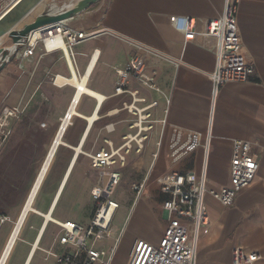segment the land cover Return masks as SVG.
Here are the masks:
<instances>
[{"label":"crops","instance_id":"0c3cea01","mask_svg":"<svg viewBox=\"0 0 264 264\" xmlns=\"http://www.w3.org/2000/svg\"><path fill=\"white\" fill-rule=\"evenodd\" d=\"M43 4L31 15L42 11ZM223 7L224 0H99L60 23L86 32L84 39L71 46L73 59L68 48L69 56L80 77L97 55L87 86L104 98L99 103L90 95H82L78 111L96 117L88 123L74 116L65 129L49 165L56 177L46 186L50 189L44 188L35 197L33 210L25 216L30 217L25 232L19 234L23 220L14 240L21 246L14 253L15 264H63L58 256L74 247L65 248L67 244L60 243L62 229L57 223L85 225L95 206L91 189L100 179L89 154L122 145L126 135L137 133V121L147 127L137 138H145L141 145L133 140L125 152L121 181L114 192L118 207L109 231L92 241L109 257V264H137L143 243L159 244L167 220L173 216L161 208L166 194L159 176L204 170L207 187L227 185L231 143L236 138L252 144L259 167L250 185L230 205L223 206L205 195L209 222L198 237L195 264H228L234 247L257 251L260 264H264V0H240L237 12L246 56L256 69L254 81L227 82L214 100L210 72L215 63V39L197 36L186 40L170 21L173 15L188 16L201 30L206 21L222 14ZM15 40L16 45L18 38ZM42 45L55 74L33 71V54L22 53L27 45L16 53L7 49L6 65L0 71V108L17 110L21 97L28 94V107L34 108L31 117L46 121L9 125L11 129L0 147V182L4 184L6 174L23 171L30 165L29 159L42 158V163L54 138L53 123L61 122L72 102L74 87L54 82L56 76L71 77L64 51ZM133 55L144 58L145 72L152 82L130 79L127 91L115 93L116 68L125 67ZM2 59L0 56V62ZM130 104L136 107L130 109ZM107 117H111L109 122H103ZM77 119L83 123H75ZM31 135L46 137H39L38 155L33 154L31 145H22ZM10 139L8 151H12L1 154ZM136 183L143 185L141 192L133 190ZM3 186L0 196L6 190ZM120 187L124 193L121 198L116 197ZM120 208L123 212L113 224ZM19 210L11 206L7 219L0 220V257ZM46 214L51 217L47 219ZM48 224L58 228L56 235L46 233Z\"/></svg>","mask_w":264,"mask_h":264},{"label":"built area","instance_id":"2783aa9c","mask_svg":"<svg viewBox=\"0 0 264 264\" xmlns=\"http://www.w3.org/2000/svg\"><path fill=\"white\" fill-rule=\"evenodd\" d=\"M240 0H224L222 14L206 21L201 30H197L194 21L188 16L173 15L170 21L184 34L186 40H193L197 36L213 37L215 39L214 68L210 72L212 100L217 97L220 88L227 82L254 81L256 71L252 62L247 59L237 24V12ZM50 28L44 32L45 36ZM61 34L69 50L87 34L83 30L71 29L58 24L51 28ZM28 33L18 38L13 52H18L21 46L24 56H31L35 46L30 44ZM54 50V49H53ZM70 55H73L70 50ZM130 79L151 83L152 78L145 72L144 58L133 55L125 67L116 68L115 93L127 91ZM132 105V104H130ZM129 105V108L132 107ZM3 111L13 115L16 109L5 106ZM138 132L147 129L138 124ZM144 135L137 139L124 138L119 147L100 149L89 154L90 161L99 175L100 182L91 189L95 201L93 213L89 222L81 225L74 221H63L57 224L62 229L60 243L74 247L73 251H66L58 256V262L63 264H109V257L104 251L92 244L94 239L102 238L110 228V224L118 202L114 192L121 181L120 167L125 163V152L134 140L141 145ZM259 167L258 154L252 144L245 139H233L229 160V183L227 185L210 188L205 184V171L199 174L189 171L178 173L167 172L158 177L161 190L166 197L161 201V208L173 214L169 217L163 236L158 245L143 243L142 254L137 264H195L196 245L202 229L209 222V215L205 203V195L209 194L223 206L230 205L237 194L248 187L254 179ZM143 185L136 183L133 190L141 192ZM6 216H0L4 220ZM257 251H244L234 247L231 262L228 264H260Z\"/></svg>","mask_w":264,"mask_h":264},{"label":"rangeland","instance_id":"374dc122","mask_svg":"<svg viewBox=\"0 0 264 264\" xmlns=\"http://www.w3.org/2000/svg\"><path fill=\"white\" fill-rule=\"evenodd\" d=\"M14 1L15 0H0V15ZM62 1H66V0H62ZM42 3H44L43 4L44 7L42 8V9H44V11L42 12V15H44L45 13H47V8L50 6L51 1L44 0ZM45 30L46 29L42 30V32H44ZM48 54L49 53L46 52V50L43 48L41 41H38L36 46H35L34 53L32 55L33 61H34V63H33L34 70L33 71H36L38 74L39 73H47V72L51 73V74H55L56 71L54 69H52V65H50L51 60H50V58H48ZM0 56H1V54H0ZM54 82H55V79H54ZM29 100H30V96L28 94L23 95L21 97V101L17 105V110L15 112H13V115H7V113L3 111V108L2 107L0 108V147L2 145L3 140L5 139V136L8 135V131L11 129L9 126L11 123H46V121L42 118H35L34 119L31 117V115L33 114L32 112L34 111V108H33V110L29 109V107H28ZM131 109H133V108H131ZM110 118L111 117L104 118L102 121L103 122H109ZM75 123H83V122L78 121V119H77V120H75ZM96 124L98 125V124H109V123H96ZM57 127H58V122L53 123L52 135H54V136L56 134V131H57L56 128ZM16 134H15V136H16ZM39 137H40V139L46 138V137H43L41 135H39V136L31 135L26 141L23 142L22 145L23 146L24 145L25 146L31 145L33 154H35L34 152H36L38 155L41 153V151H39L40 150V148H39V146H40ZM12 138L14 139V135L12 136ZM11 139L8 141L7 145L5 146L4 152H1V154L2 153L6 154L7 151L10 150V146H12V140ZM11 151H8V152H11ZM1 159L2 158H0V164H2ZM41 160H42V158L37 159V160L35 158L29 159L30 165L25 167V169L23 171H20L19 173H14V174H13V172H10V173L6 174V176H5L6 177L5 184L3 182L2 183L0 182V186L4 185L3 187H5V189H6L5 192L2 193V196H0V210H1L0 216H6V219H7V215H8V212H9V209L11 208V206H14L15 208L18 207L21 210L23 203H24V201L28 195V192L30 190V187L34 181L36 174H37V171L39 170L38 168H40ZM50 163H51V161H50ZM50 163H49V165H50ZM49 165L47 168L48 171L46 170L44 177H43V179H42V181L38 187V190L35 194V197L37 195L40 196L42 194V190L44 188H45V190L50 189L49 187L46 188V186L48 185V183L51 179H54L56 177L55 173L52 169V166L49 167ZM123 194L124 193L122 191V187H120L117 191L116 197L121 198L123 196ZM35 197H34V199H35ZM122 200H123V198H122ZM33 202H34V200H33ZM20 210L18 211V213L20 212ZM122 212H123V208H120L117 211V213L115 214V220L113 221V224L117 222L116 220L118 219L119 215H121ZM18 213L15 217V220L18 216ZM6 219H4V220H6ZM15 220L13 221L12 226L14 225ZM24 220H25V222L20 228V232H19L20 235L25 232L27 223H29V221H30V217L29 216L25 217ZM8 221H10V219ZM0 223H1V221H0ZM53 225L54 226H52V224H48L46 233L51 232L54 235H56L58 233V231H59L58 228L55 227V224H53ZM11 227L9 228L7 235H9V233H10L9 231H11L10 230ZM6 237H8V236H6ZM5 240H7V238H5ZM5 240H4V242H6ZM15 241L13 242V244L9 250V253H8V255L4 261V264H15V260L13 258L14 253L17 252V249H19L21 247L20 244L15 242ZM69 246L70 245L67 244V246H65V248H67Z\"/></svg>","mask_w":264,"mask_h":264},{"label":"bare ground","instance_id":"6f19581e","mask_svg":"<svg viewBox=\"0 0 264 264\" xmlns=\"http://www.w3.org/2000/svg\"><path fill=\"white\" fill-rule=\"evenodd\" d=\"M43 1L44 0H40L29 12H27V14H25L21 18V20L14 26V28H16V29L20 28V27H22V25L24 23H28V22L32 21L35 17L42 15V12L44 11V9L35 15H31V12L34 10V8L36 6L41 4ZM60 1L59 0L51 1L50 6L47 8V13H57V12H60L63 10L70 9L77 2V0H66V1L60 0ZM54 10H56V11H54ZM47 31H49V32L47 34H45V36H42L38 30H33L31 33V36L29 38V42H30V44L35 46L38 41H41V43H43L44 46L48 50L60 48L64 51L66 59L68 61L70 71H71V77L70 78H61V77L57 78V76H56L55 77V83H57L59 85H63V84L68 83L72 87H74V89H73L74 91H73L71 99H70V101L72 100V102L70 103L65 114L62 116L61 122L58 124L56 134L52 140V145L50 146L48 153L46 154L42 163H40V168L37 172V175L34 178V181L30 187L28 195H27V197L23 203V206H22V208H21V210H20V212H19V214H18V216L14 222V225L11 228V231H10L8 238L6 240V243H5V247H4L2 254H1V257H0V264H4V261L8 255V252H9L15 238L17 237L18 230H19L20 225L23 222L25 216L27 215V213L29 211L33 210V200H34L35 194H36L38 187H39V185H40V183L44 177V174L48 168V165H49V163H50V161L54 155V152L57 148V145H59L62 141V135H63L65 129L72 122V119L74 118V116L83 117L84 119H86L88 121V123H92L93 119L96 117V114L84 115L78 111L77 107H78L79 101L82 98V95L83 94L90 95V96L94 97L96 100H98L99 103H101V101L104 98V96L102 94L91 90L87 86L89 72H90V69L92 68L93 62L95 61L97 55L95 54L93 56L92 62L90 64V67H89L87 73L79 77L73 68V64H72V61L70 59L69 52H68V46L65 43V40L62 38L61 34L58 33L57 31H53L51 28L48 29ZM15 42H16V40L10 36L4 35V34L0 35V49L6 48L10 52H13L15 49ZM56 78H57V80H56ZM130 106L132 108L136 107L134 104H132ZM141 123L142 122L137 121L136 123H134V125L140 124L142 127ZM137 135H138V131L135 134L126 135V137H128L130 139H135V138L137 139ZM50 217L51 216L49 214H46L47 219Z\"/></svg>","mask_w":264,"mask_h":264},{"label":"water","instance_id":"95a60500","mask_svg":"<svg viewBox=\"0 0 264 264\" xmlns=\"http://www.w3.org/2000/svg\"><path fill=\"white\" fill-rule=\"evenodd\" d=\"M40 0H15L1 15H0V35H7L13 39L24 37L33 30L42 31L47 28H53L60 24L63 20L71 17L73 14L78 13L93 3L99 0H77L75 5L67 10L57 13H45L35 17L32 21L24 23L20 28L14 26L27 14ZM1 57L0 71L6 65L4 58L9 54L6 48L0 49ZM12 54V53H11Z\"/></svg>","mask_w":264,"mask_h":264}]
</instances>
